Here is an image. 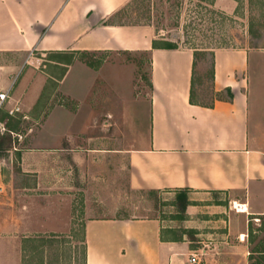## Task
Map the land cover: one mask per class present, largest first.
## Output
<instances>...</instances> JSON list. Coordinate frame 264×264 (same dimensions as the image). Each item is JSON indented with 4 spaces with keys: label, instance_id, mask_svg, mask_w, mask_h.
<instances>
[{
    "label": "crops",
    "instance_id": "0c3cea01",
    "mask_svg": "<svg viewBox=\"0 0 264 264\" xmlns=\"http://www.w3.org/2000/svg\"><path fill=\"white\" fill-rule=\"evenodd\" d=\"M130 2L0 0V56L19 60L33 52L149 55L148 136L140 148L123 153L130 165V187L186 191L190 201L187 226L196 224L204 233L208 226L224 223L227 228L226 234L209 232L214 261L223 260L218 247L228 244L222 252L248 264L245 247L250 223L264 216V59L257 61L254 76L250 62L253 53L264 58V51H216L215 90L231 88L233 97L193 103L194 51L153 48L156 38L152 25L116 22L115 14ZM74 64L67 65L59 80L66 95L70 94L66 81ZM30 67L31 71L15 83L11 79L13 67L0 70V91L12 87V95L29 106L51 78L41 71L39 61ZM93 71L98 76V71ZM253 84L259 90L255 94ZM27 147L18 150L21 154L17 159L10 151L11 155H0V264H24L28 238L70 225L61 201L50 195L43 200L37 193L48 176L51 180L55 177L52 169L63 162L67 148ZM44 151L49 152L47 158L41 155ZM16 164L22 178L33 177L35 185H17ZM47 170L50 175L44 173ZM224 197L229 199V209ZM233 205H242L244 210L235 211ZM163 228L158 218H87L83 225L86 264H191L189 258L195 249L190 242L163 238Z\"/></svg>",
    "mask_w": 264,
    "mask_h": 264
},
{
    "label": "rangeland",
    "instance_id": "374dc122",
    "mask_svg": "<svg viewBox=\"0 0 264 264\" xmlns=\"http://www.w3.org/2000/svg\"><path fill=\"white\" fill-rule=\"evenodd\" d=\"M208 1L131 0L115 19L119 23L152 25L159 43L170 41L181 49L196 51V93L203 103L229 97L225 91L217 92L213 83L216 51H264V0ZM259 57L257 53L251 55L252 76L258 71L257 61L264 59ZM23 58L19 61L14 56H0L1 71L14 68L13 83L31 71L33 61H39L41 71L51 78L30 106L12 95V87L0 91L9 94L0 109V140L11 139L4 153H12L16 159L21 154L18 150L26 146L67 148L63 162L52 169L55 177L51 180L48 176L37 193L43 200L54 197L61 201L60 208L70 224L64 230L28 238L24 264H86L83 225L87 218L102 216L158 218L163 222V238L189 241L195 249L189 263L241 264L222 252L230 247L228 244L218 247L223 260L214 261L209 232L226 234L227 228L224 223L208 226L204 233L196 224L187 226L190 218L178 206L181 192L130 187V165L123 153L140 148L148 136L149 55L33 52ZM73 63L66 81L70 94L66 95L59 80ZM88 83L90 86H84ZM252 91H259L255 84ZM41 155L47 158L49 152ZM16 167L20 179L17 185H35L33 177L23 179L18 164ZM48 171L44 173L50 175ZM224 199L229 209V199ZM247 239L248 264H264V216L250 223ZM232 249L241 255L237 247ZM194 254L196 262L191 261Z\"/></svg>",
    "mask_w": 264,
    "mask_h": 264
},
{
    "label": "trees",
    "instance_id": "16d2710c",
    "mask_svg": "<svg viewBox=\"0 0 264 264\" xmlns=\"http://www.w3.org/2000/svg\"><path fill=\"white\" fill-rule=\"evenodd\" d=\"M198 1L199 2H204L206 0H198ZM209 1L212 2L214 0H209ZM124 8L121 11H119L117 14H115V17H117L122 11H124ZM121 24H135V23H124V22H121ZM162 44H164V45H162ZM162 44L159 43V41L155 40L154 43H153V48H162V49H178L179 48L176 43H173V42H170V41H166V42H164ZM194 57H195V60H194L193 79H192V87H191V102L199 103L200 101L197 100V93H196V83H197L196 82V65H197V63H196V51H194ZM213 70H214V68H213ZM213 74H214V71H213ZM225 92L228 93L230 98L233 97V91H232L231 88H227L225 90ZM10 140L11 139L1 138V140H0V155L1 156L5 155L4 151L7 150V147L5 146V144H7L8 142L10 143ZM179 193H180V196L178 197L179 198L178 199V201H179L178 206L185 213L186 210H187V207L190 204V201L188 199L186 191H179Z\"/></svg>",
    "mask_w": 264,
    "mask_h": 264
},
{
    "label": "built area",
    "instance_id": "2783aa9c",
    "mask_svg": "<svg viewBox=\"0 0 264 264\" xmlns=\"http://www.w3.org/2000/svg\"><path fill=\"white\" fill-rule=\"evenodd\" d=\"M8 96H9L8 92L0 93V109L2 108L3 104L6 102ZM234 208L236 211L239 212V209L236 206H234ZM193 256L194 257L191 259V261L196 262L197 261L196 255L194 254Z\"/></svg>",
    "mask_w": 264,
    "mask_h": 264
},
{
    "label": "bare ground",
    "instance_id": "6f19581e",
    "mask_svg": "<svg viewBox=\"0 0 264 264\" xmlns=\"http://www.w3.org/2000/svg\"><path fill=\"white\" fill-rule=\"evenodd\" d=\"M236 207L239 209V212L244 210V209H241L242 205H239V206H236Z\"/></svg>",
    "mask_w": 264,
    "mask_h": 264
}]
</instances>
